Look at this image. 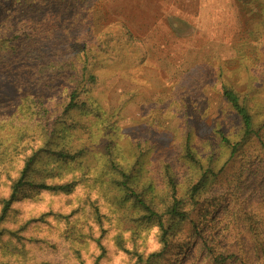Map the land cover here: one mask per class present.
<instances>
[{
    "label": "rangeland",
    "instance_id": "obj_1",
    "mask_svg": "<svg viewBox=\"0 0 264 264\" xmlns=\"http://www.w3.org/2000/svg\"><path fill=\"white\" fill-rule=\"evenodd\" d=\"M81 4L69 12L80 19L74 28L80 44L92 49L107 34L123 37L114 44L117 53L100 54L99 81L85 107L66 112L64 87L45 101L61 128L78 123L62 133L58 126L55 140L73 138L74 149L84 151L86 170L44 176L53 184L78 181L72 193L45 191L15 206L0 226V261L141 264L140 255L161 250L162 231L134 192L165 221L174 193L187 201L189 219L171 222L175 232L158 264H214V256L226 264H264V0ZM45 6L57 10L51 21L57 26L50 24L51 32L57 28L55 46L45 48L51 57L64 51L60 37L73 28L59 17L69 10ZM225 85L249 110L250 134L224 97ZM4 92L8 118L20 99L12 85ZM35 127L0 128V145L10 146L14 138L19 143L11 157L0 151V200L33 152L51 150ZM44 212L46 221L34 220Z\"/></svg>",
    "mask_w": 264,
    "mask_h": 264
},
{
    "label": "trees",
    "instance_id": "obj_2",
    "mask_svg": "<svg viewBox=\"0 0 264 264\" xmlns=\"http://www.w3.org/2000/svg\"><path fill=\"white\" fill-rule=\"evenodd\" d=\"M87 2L88 0H0V106H2V108L0 107L2 112L0 114V128L11 127L10 129L12 130H27L32 129L33 126H36L35 128L38 126L41 134L43 133L42 136L44 135L46 138L45 144L47 147L45 148L51 149L44 155L40 152H33L24 161L19 175L11 183L9 196L0 200L2 206L0 226L13 212H16L15 206L17 204L37 200L39 195L45 191L69 194L74 191L75 186L78 184L76 180L56 184L49 183L45 181L46 179L44 180L45 175H55L54 172L57 171L61 172V174H68L77 169L86 170L85 161H83L84 151L74 149L73 138L55 140L58 126L61 128L60 124L62 122L53 115H49L50 111L45 107V101L53 98L54 95L52 96L51 92L61 90L64 87L69 91V100L65 108L66 112L85 107L89 100L94 98L93 92L99 81L97 66L99 65L100 54L118 52V48L114 47V44L122 42L121 39L123 37L121 36L119 38L113 34H107L106 38L99 40L97 46L92 49L87 44L78 42L77 31L75 30L79 23L77 20L75 21L78 16L71 13L69 15V12L76 9L79 4H87ZM45 4L49 5L48 7H60L61 12H63V9L69 10L67 11L68 14L67 12L61 13L59 17L63 15L64 24L65 21H68L73 28L68 36L60 37L64 43L61 46L64 51L58 53L56 52L57 49H52V52L56 53L51 57L48 56V52H45V48L55 46L54 43L52 45L51 43L55 41V30L57 28L53 27L52 30L54 32H51L50 24L57 26V23L51 22L56 19L55 12L57 10L52 7L47 11ZM82 6L83 4H81V8L79 7L81 10H83ZM78 20L80 19L78 18ZM50 34L53 35V38L50 37ZM48 35L52 39L47 38ZM48 39L50 40L48 41ZM7 85H12L15 88L20 99L17 103L16 111L8 118V106H6L8 102L4 92V88ZM223 95L242 118L245 134H250L253 131V118L247 107L241 102L239 92L225 85L223 86ZM13 102L15 103L16 99ZM22 108H27L23 116L20 114ZM31 111L33 116H31ZM27 119L28 121H26ZM68 126V128H61L60 133H62V129L72 131L73 128L78 127V123L76 126L68 123ZM226 141L230 143L228 139ZM53 145L56 147L52 148ZM18 149L19 143L15 138L10 146L6 144L0 145V151L4 157H11ZM232 149L236 150L237 145L233 144ZM38 158L40 160L37 162ZM45 161H48L46 165L38 164ZM126 181L129 180L127 179ZM126 181L123 184L125 185L124 187L128 186ZM170 181L173 184L172 176H170ZM201 183L194 185V193L200 191ZM173 186L175 188L174 184ZM132 195L151 216L149 219L157 222L162 231L161 250L152 252L148 256L140 255L139 262L141 264H158L167 251L169 245V238L167 237L174 235L175 232L171 222L173 220L184 222L189 219L186 211L187 201L179 198L174 193L172 203L167 206L165 211V215L170 220L165 221L164 217L155 210L151 203L136 197L134 192ZM17 211V214H25L24 211H19L18 209ZM46 217L47 212H44L35 217L34 220L46 221ZM3 233L2 229H0V235ZM9 242L7 246H9ZM103 253H101L97 261L104 258ZM9 255H14L11 249L9 250ZM212 259L214 264H226L227 261L223 256H214ZM0 264L16 263L6 259L0 261Z\"/></svg>",
    "mask_w": 264,
    "mask_h": 264
}]
</instances>
